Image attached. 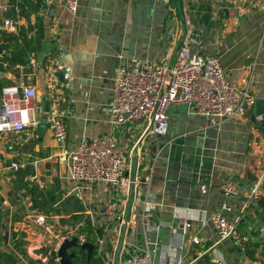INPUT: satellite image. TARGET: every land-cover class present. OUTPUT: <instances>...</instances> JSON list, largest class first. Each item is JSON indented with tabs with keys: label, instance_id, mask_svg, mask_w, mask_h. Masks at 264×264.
I'll list each match as a JSON object with an SVG mask.
<instances>
[{
	"label": "crops",
	"instance_id": "obj_1",
	"mask_svg": "<svg viewBox=\"0 0 264 264\" xmlns=\"http://www.w3.org/2000/svg\"><path fill=\"white\" fill-rule=\"evenodd\" d=\"M11 1L0 0V57H9L14 49L3 34L21 44L20 33L36 20L35 14L27 18L14 13ZM52 4V16L47 15L51 4L39 12L42 42L52 44L43 65L37 61L41 47L28 57L35 59L34 65L0 61V88L18 84L23 67L36 90L31 115L40 122L56 105L67 136L58 141L49 128L41 137L37 128L33 133L0 134L1 230L20 228L25 240L33 241V251L42 244L54 250L59 244L47 225L33 222L41 213L29 210L24 192L11 189L9 164L29 167L36 162V168L30 167L40 189L53 188L59 199L75 195L81 201L95 231L101 232L94 234L92 244L108 264H114L123 225L118 264H128L134 254L149 249H154L152 264H196L204 255L212 261L214 254L226 264H264V138L257 116L252 121L254 106L243 118L220 121L199 116L184 104L171 105L167 133L159 137L146 133L142 123L113 129L106 112L121 58L171 65L184 39L190 56L216 57L228 82L238 88H244L247 67L253 65L248 90L255 100H264V0H79L74 14ZM3 6H8L6 12ZM5 18L15 23V32L1 30ZM25 34L29 39L34 31ZM63 68L70 69L69 80L63 79ZM52 70L56 72L50 82ZM110 133L128 162L129 183L116 188L71 182L65 153L82 140ZM134 159L137 171L131 183ZM225 182L236 185L238 194L223 195L220 186ZM147 196L154 203L151 222L157 229L145 230L140 220ZM216 214L237 222L234 239L218 243L212 224ZM45 217L48 223L57 222L56 216Z\"/></svg>",
	"mask_w": 264,
	"mask_h": 264
},
{
	"label": "built area",
	"instance_id": "obj_2",
	"mask_svg": "<svg viewBox=\"0 0 264 264\" xmlns=\"http://www.w3.org/2000/svg\"><path fill=\"white\" fill-rule=\"evenodd\" d=\"M78 1L43 0L46 6L55 2L71 14L77 11ZM161 1L167 2L168 0ZM203 1L222 4L232 0ZM1 10L6 12L8 6H3ZM15 11L18 13L17 9ZM1 30L15 32V23L5 18ZM29 63L34 65L35 59L32 57ZM61 68L57 66L55 70H61ZM20 69L22 76L20 82L3 87L0 91L2 107L0 109V134H19L27 131L33 133L39 124V120L31 115L34 110L32 102L36 98L35 87L30 84V77L24 73V68ZM55 70L48 73L50 82L55 76ZM63 72V79L69 80L70 69L63 68ZM252 72L253 65H249L247 67L249 76L245 80V86L238 88L228 82L216 57L199 54L190 56L189 42L186 39L182 41L176 59L171 65L148 61L129 63L121 58V65L117 69L114 80L112 100L106 109L109 125L115 129L142 123L145 125L146 133L156 137L164 136L168 128V108L177 104L187 105L199 116L217 118L220 121L243 118L256 101L248 90ZM256 120L260 121L261 117H257ZM45 122L56 140L65 141L67 130L56 105L53 106L51 115L45 119ZM65 155L69 160L68 179L73 183H104L116 188L129 183L125 175L128 162L111 133L93 137L88 141L82 140ZM37 165L38 163L34 162L30 166L36 168ZM24 167L25 165L12 162L8 169L14 172ZM29 180L33 181V176ZM42 187L40 184L39 188ZM200 190L204 193L206 189L201 186ZM220 191L225 196L238 194L236 185L231 182L223 183ZM24 200L28 202L29 198L26 197ZM153 205V201L147 196L140 213V220L145 230L157 229L151 222ZM223 209L230 210L227 206H223ZM33 222L39 226L47 225L51 233L60 240L54 250L48 251L52 264H60L56 251L63 240L76 237L79 245L87 242L83 235H77L75 229L69 230L66 235L59 236V232L53 230L52 222L48 223L47 218L42 214H37ZM212 224L218 237V243L236 237L237 222H230L226 217L216 214L212 217ZM188 229L189 224L185 225V230ZM192 242L197 243V238H192ZM153 252L154 249H149L141 254H134L128 264H152ZM36 259L40 257L37 256ZM103 260L104 264H108L107 260L104 258ZM46 261V258L41 259L43 264H47ZM212 262L226 264L221 256L215 254Z\"/></svg>",
	"mask_w": 264,
	"mask_h": 264
},
{
	"label": "trees",
	"instance_id": "obj_3",
	"mask_svg": "<svg viewBox=\"0 0 264 264\" xmlns=\"http://www.w3.org/2000/svg\"><path fill=\"white\" fill-rule=\"evenodd\" d=\"M12 11L15 13V9L18 10L20 16H26L35 14L36 20L34 25H29L25 32L20 33L22 38L21 44L18 43V38H4L7 41H12L14 44L12 52L9 57H0V61L8 63L9 65H23L28 64V57L31 53H36L41 47V43L44 39V21L43 17L39 16V12L45 9L46 5L43 0H12ZM10 8V7H9ZM34 36L27 39L26 34L33 32ZM4 49L5 46L1 45ZM2 88H0L1 91ZM33 169L29 166H25L23 169H18L13 172V178L11 180V189L13 192H24V195L29 198V210L37 211L44 216H56L57 222H52L53 230L59 232V235H66L69 230L75 229L78 226L77 235H83L85 241L94 243V234L96 232L101 234L100 231H95L90 217L86 214L85 208L81 201L75 195H70L66 198L59 199L55 197V192L52 189L43 190L40 189L29 178L33 176ZM3 214L0 210V229L3 226ZM12 236L14 241H7L6 237L0 236V264H43L41 259H47V264H52L51 255L48 251H51L49 246L45 244L37 249H34L33 255L29 256L26 253V242L18 241L17 234L13 232L7 233ZM25 234L23 235V238ZM24 240V239H23ZM48 241V240H47ZM49 242V241H48ZM98 245H94V249L91 255L88 257L86 250L80 248H72L70 252L75 253V257L71 260L70 264H104L102 255L99 254ZM39 256L40 259H36ZM28 261V263L26 262ZM196 264H215L211 261V258L207 255L202 256Z\"/></svg>",
	"mask_w": 264,
	"mask_h": 264
},
{
	"label": "water",
	"instance_id": "obj_4",
	"mask_svg": "<svg viewBox=\"0 0 264 264\" xmlns=\"http://www.w3.org/2000/svg\"><path fill=\"white\" fill-rule=\"evenodd\" d=\"M53 12H54V5L51 4L48 7L47 15L52 16ZM51 48H52L51 43H48V42L41 43V51L37 55V61L40 63L41 66L44 63V59L47 56V54L50 53ZM0 53H1V49H0ZM19 92H20L19 94L21 95V91ZM254 107H255V112H254V115L252 116V121H255V116L261 117V120L258 121V123L260 125V132L264 138V100L263 99L256 100ZM47 128H48V125L45 122V119H42L37 125V134L40 137L43 136ZM136 171H137V159H134L133 166L130 172V178L132 181L135 177ZM125 175L127 177L128 173H126ZM124 234H125V226L123 225L121 238L115 249L114 264H118L119 253L123 245ZM72 248H80V249L86 250L87 255L89 257L94 249V245L89 242L79 245L76 237L63 240L56 251L57 256L60 258V264H70L71 263V260L75 257V253L70 252Z\"/></svg>",
	"mask_w": 264,
	"mask_h": 264
},
{
	"label": "rangeland",
	"instance_id": "obj_5",
	"mask_svg": "<svg viewBox=\"0 0 264 264\" xmlns=\"http://www.w3.org/2000/svg\"><path fill=\"white\" fill-rule=\"evenodd\" d=\"M13 226L11 227H6L5 229L1 230L0 229V236H4L6 237V240L9 242V241H14L15 239H12L11 237L12 236H9L7 233L8 232H13V233H18L17 234V238L16 240L18 239V241H25L26 242V245L24 248H26V253L28 252L29 256H32L33 255V241H26L25 238L26 236L23 238V235L25 234L24 231H21V230H18L20 228H16L17 230L14 231V229L12 228ZM75 230L76 232H78V226L75 227ZM59 235V234H58ZM60 236V235H59ZM24 239V240H23ZM33 240V239H32ZM26 262L28 263V261L26 260Z\"/></svg>",
	"mask_w": 264,
	"mask_h": 264
}]
</instances>
